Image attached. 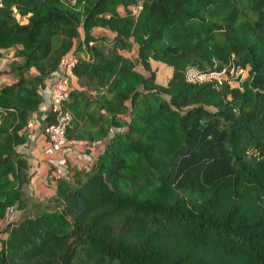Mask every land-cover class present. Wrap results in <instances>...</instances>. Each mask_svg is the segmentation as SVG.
Masks as SVG:
<instances>
[{
  "label": "trees",
  "instance_id": "1",
  "mask_svg": "<svg viewBox=\"0 0 264 264\" xmlns=\"http://www.w3.org/2000/svg\"><path fill=\"white\" fill-rule=\"evenodd\" d=\"M132 2L0 0V57L21 59L0 70L15 76L0 84V264H264V0L117 12ZM98 26L113 36H94ZM88 41L67 136L103 149L29 214L27 119L60 57ZM231 55L246 69L235 85L185 81L188 66L220 69ZM152 60L170 67L164 84ZM13 208L22 216L10 220Z\"/></svg>",
  "mask_w": 264,
  "mask_h": 264
},
{
  "label": "built area",
  "instance_id": "2",
  "mask_svg": "<svg viewBox=\"0 0 264 264\" xmlns=\"http://www.w3.org/2000/svg\"><path fill=\"white\" fill-rule=\"evenodd\" d=\"M73 1V0H72ZM145 0H134V2L126 5L125 12L133 16H138L144 8ZM93 45L92 41L84 43L80 50L74 45L69 51L64 53L59 60L57 68L45 80L44 84L39 88L41 97L38 108L32 112L26 123V131L28 138L33 145L35 134L43 133L45 139L40 145L47 153L46 157L37 158L32 155V152L22 145L18 151L27 157L29 173L36 179L42 172L46 174L48 166L46 162L53 157L52 154L60 155L61 159H56L52 162L54 178L67 176V165L63 158L73 160V164L81 162L85 157L94 161L96 156L95 146L101 142H92L80 138H70L67 136V130L72 122L71 112L64 107V101L73 90L77 88L78 77L75 73L76 65L80 58L88 59L90 53L88 48ZM246 74V69L234 61V56L231 55L226 62V65L220 69H212L208 71L201 70L195 66H188L184 71V79L188 83L194 84H209L213 88H219L224 84L235 85L238 80L242 79ZM48 119V123L47 122ZM28 145V144H27ZM85 149H89V153L85 154ZM90 163V164H91ZM83 167H89L82 165ZM69 174V173H68ZM46 176V175H45ZM47 179V177H45ZM33 178L31 179V181ZM31 183V182H30ZM46 184L53 191L55 190L54 182ZM28 195L35 201L40 200V195L37 190L29 186ZM9 219H16L17 213L15 210H9Z\"/></svg>",
  "mask_w": 264,
  "mask_h": 264
},
{
  "label": "rangeland",
  "instance_id": "3",
  "mask_svg": "<svg viewBox=\"0 0 264 264\" xmlns=\"http://www.w3.org/2000/svg\"><path fill=\"white\" fill-rule=\"evenodd\" d=\"M75 3H73V5ZM20 21H23V18H20ZM96 34L98 35V33H96ZM16 54H17V52L15 50H13V49H3L2 50V54H1L2 56L0 57V70L7 69V67L9 66L11 61H15V62L21 61V59L19 57H16ZM127 54L129 56H134L133 51L128 52ZM213 60H214L215 63H217L216 59H213ZM151 62H153V64H154L153 70H155V72H156L155 73L156 81L158 83H160V84H164L166 82V80H167V77H168L167 68L169 66L159 64V62L157 63V62H155L153 60ZM145 73L147 74V72H145ZM4 78H6V77H4ZM4 78L0 79V84L4 83V81H3ZM7 79L12 80V77L8 76ZM78 84H79V81H78ZM81 140L84 141L85 139H81ZM22 145H26V148L29 151H31L32 147L30 146L31 145V141L29 140V138L26 139L24 144H20L18 146V149ZM32 146H34V145H32ZM102 149H103L102 143H99V145L97 147L95 146V150H96L95 154H96V156L99 154V152L102 151ZM84 153L88 154L89 153V149H85ZM56 159H61L60 155H58L57 153L48 161V163L46 162V165L48 166V169L46 171V177H47L46 180H48V183H52L54 181V179H56V178L53 177L54 175L52 174V173H54L52 162L54 163ZM63 160H64V162L67 165V175H68V173H69V171L71 170L72 167L77 168V170H86L87 167H83L82 165L88 166V164L90 165V163H91L90 159H88L87 157H85L84 160H81L82 161V165L80 164L81 162H76L77 165H79V166H76V164H73L74 163L73 160H71L69 158L65 157V158H63ZM27 169H28V165H27ZM26 186H25V188H26ZM26 193H27V191H26ZM51 195H52V190L48 187L47 184H45V185L42 186V189L40 190V200L39 201H35L32 197L26 196V198H28V200H30V203H31L30 206H29V212H30L29 214H36L40 210H42V208L44 206L41 203L42 202H46L51 197ZM14 205H16V204H14ZM13 210H14V208H13ZM19 210H20V208H17V210H15V212L18 215V217L22 216V212L19 211ZM8 214H10L9 210H8ZM2 215H3V213H2ZM2 215H0V238H4L5 237V233L3 232L4 231L3 229L6 227L8 221H9L8 217L6 216V213L4 214V216H2Z\"/></svg>",
  "mask_w": 264,
  "mask_h": 264
},
{
  "label": "crops",
  "instance_id": "4",
  "mask_svg": "<svg viewBox=\"0 0 264 264\" xmlns=\"http://www.w3.org/2000/svg\"><path fill=\"white\" fill-rule=\"evenodd\" d=\"M125 8H126V6H124V5H119V6H117L116 10H117V12H118L119 14H124V13H125ZM78 33H79V38H78V39L82 42V41H83V38H84V31H83L82 27H79V29H78ZM93 33L95 34L94 36H101V35H105V36H107V37H112V36H113V33H112L109 29H106V28L101 27V26L95 27ZM96 33H98V35H97ZM74 42L77 43V41H74ZM75 43H74L72 46L76 45ZM91 47H92V46H91ZM10 49H12V48H10ZM13 50H14V49H13ZM128 52H130V51H127V50H119V53H121V54H123V55H125V56H126V54H127ZM127 55H128V54H127ZM157 63H158V62H157ZM159 64L165 65V64L160 63V62H159ZM166 66H167V65H166ZM151 67H152V68L154 67L153 62H151ZM167 70H168V77H169L170 74H171V69H170V67H168ZM9 76H11L12 79H14V77H15V76H13L12 74L9 75ZM4 77H6V78H4ZM4 77H0V79H1V78H4L3 81H4L5 83H6V82L9 83V82L11 81V80L7 79L8 76H4ZM168 77H167V78H168ZM77 85H78V86H77L76 89H82V87H80L79 84H77ZM26 136H27V139H28V134H27V132H26ZM44 139H45V137H44L43 133H39V132H37V133L35 134V138H34V140H32V142H34V143H33L34 146L30 145V146L32 147L31 152H32V155H33L34 157H37V158H43V157H46V156H47V153H45V150H43V149L41 148L42 146H40V145L43 143ZM52 155L54 156V154H52ZM27 165H28V164H27ZM28 173H29V170H28ZM45 175H46L45 172H44V174L41 172L40 175H39L36 179H34V177H32V175L29 173L30 180H29V182H28V184H27V186H26V188H25V190L27 189V190H26L27 193H26V191H25L26 196H29V195H28V190H29V186H30V185L32 186V188L34 187V189L37 190L38 193H39V195H40V190L42 189V186L46 184V183H45V182H46V179H45L46 176H45ZM32 178H33V180L31 181ZM30 182H31V183H30ZM44 183H45V184H44ZM47 202H48V200H47L46 202H42L41 204H45V203H47Z\"/></svg>",
  "mask_w": 264,
  "mask_h": 264
}]
</instances>
